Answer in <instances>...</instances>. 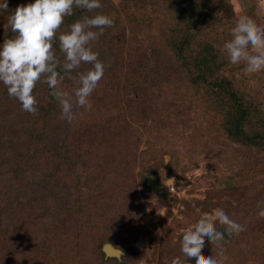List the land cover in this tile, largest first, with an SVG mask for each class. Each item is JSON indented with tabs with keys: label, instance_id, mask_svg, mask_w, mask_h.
Wrapping results in <instances>:
<instances>
[{
	"label": "rangeland",
	"instance_id": "obj_1",
	"mask_svg": "<svg viewBox=\"0 0 264 264\" xmlns=\"http://www.w3.org/2000/svg\"><path fill=\"white\" fill-rule=\"evenodd\" d=\"M193 1L197 20L189 23L173 0H101L95 11L113 24L90 43L104 74L90 106L75 108L71 123L52 114L75 132L66 144L82 156L75 171L85 188H99L85 194L84 203L62 205L60 221L52 224L47 204L61 199L56 181L49 178L51 186L35 195L39 167L28 164L23 172L12 149L8 158L0 155V246L10 251L7 264H165L181 259L180 239L217 208L245 226L222 242L223 264H264V217L257 215V201H264V146L235 140L225 125L242 107L250 113L243 122L247 135L264 132V70L246 74L219 52L239 19L264 27V0ZM27 2L7 0L8 11ZM6 15L0 13L3 24ZM53 49L62 59L56 42ZM66 80L60 85L71 91L74 81ZM43 88L38 97L49 103L50 90ZM0 110L1 121L14 118L7 106ZM2 134L0 143L15 140ZM21 135L26 145L28 134ZM37 154L43 160L51 155ZM149 173L159 189L148 187ZM105 243L123 257L106 256ZM218 253L205 240L201 258L220 259Z\"/></svg>",
	"mask_w": 264,
	"mask_h": 264
},
{
	"label": "clouds",
	"instance_id": "obj_2",
	"mask_svg": "<svg viewBox=\"0 0 264 264\" xmlns=\"http://www.w3.org/2000/svg\"><path fill=\"white\" fill-rule=\"evenodd\" d=\"M101 7V0H30L9 12L7 0H0V13H7L3 27L12 33L0 41V84L19 102L23 111H37L33 89L38 81L48 86L61 118L69 123L75 108L90 106L89 97L105 70L90 42L96 41L104 29L113 24L109 15L95 11ZM74 9H82L90 15H81L61 29L65 18L73 16ZM229 35L230 43L219 49L227 64L243 66L246 74L264 70V27L241 18L233 24ZM54 42L62 59L54 53ZM82 65L89 67L80 70ZM66 77L74 81L71 91L59 87ZM261 205L264 201H257V215L264 217ZM216 224L223 225V231L217 229ZM244 228L223 208H217L211 217L205 215L189 227L180 239L181 259L165 260V264H185L186 261L223 264L222 242ZM205 240L217 247L220 259L201 258ZM105 246L111 249L109 258L119 261L123 257L119 247Z\"/></svg>",
	"mask_w": 264,
	"mask_h": 264
},
{
	"label": "trees",
	"instance_id": "obj_3",
	"mask_svg": "<svg viewBox=\"0 0 264 264\" xmlns=\"http://www.w3.org/2000/svg\"><path fill=\"white\" fill-rule=\"evenodd\" d=\"M173 2H175L179 6L183 5L184 14L187 16L189 23H194L195 20H197L195 16L197 6L195 5L193 0H173ZM84 14L88 15V13H86L84 10H80L77 12V14H75L74 17L71 18L70 21ZM3 20L4 17L2 18V16H0V41H2L6 36L12 35L10 31H5L3 27L4 24L1 23L3 22ZM70 81L71 80L67 78L64 85L66 83L70 84ZM43 85L47 88V90H49L46 84L40 83L39 81L36 83L33 89V95L37 100V111L35 113H29L23 111L20 107L19 102L15 98L10 97L7 94L5 86L3 84H0V105L2 104L4 106H7V108L10 110V115L12 112L14 116V118H10L9 120L1 121L0 110V138L1 136H4L2 134L4 131H6V136L11 135L13 138H15V140H10L8 142L3 139V141L6 143H0V155L5 158H8L6 152H11L10 150L12 149L14 153L10 156L11 158L18 159L17 162L21 166L23 172L28 171V169L26 168V165L28 164H32L34 168L39 167L40 171L43 173L45 171V175L41 173L43 177L35 182L33 189L31 185L26 187L32 189V192L33 194L35 193V195L40 194V190H42V188L46 187L44 189L46 190L49 186H51V183L48 180L49 178H52L54 181H56L55 185L58 186V188L60 189L61 199L59 201V198L57 197V199L54 200V204H47L48 209H50L54 214V216H48V222L55 224V222L58 223L60 221L59 219L58 221H56V217L59 212H62V205L63 207L67 208V206H73V204L76 203L79 204L80 201L84 203V200L81 199H85V194L92 193V191L94 192L95 187L99 188V185L94 184L93 189H91L90 187L85 188L86 183L80 179V176L75 171L76 164L81 163L82 156L75 154L76 152L74 153L73 147L68 145L70 147L69 149L66 144V141H68L69 138L72 137V133L74 134L75 132L74 130H72V128L62 127L60 125V121L55 118L54 115H52L53 113L57 114L60 111L56 101L53 97L50 96V94L48 97V100H50L49 103L43 101L44 99L41 97L40 94L39 97H41V101L39 100L38 93L40 92L39 90L41 89V87L44 91ZM59 87L63 88V86L60 84ZM232 96H234L233 93ZM10 98L13 102L10 100ZM19 108L21 110H19ZM249 114L250 113H248L247 109H243L242 107L239 108L238 114L236 116L237 118L233 117L232 120H229V123L225 124L226 128L229 133L233 136V138H235V140H244L253 144L264 146V132L253 130V135L248 136L246 131L244 130L243 122L248 121ZM21 131L24 134L26 132L28 134V140L26 145L18 141L19 138L22 137V135L18 136ZM256 137L259 138L260 142H258ZM37 149L47 150L51 153V158L46 157L48 159L43 160L41 158L42 156L39 157V155L37 154ZM121 171L122 170H119L118 174ZM90 175L91 177H95L96 174ZM2 189L3 186H0V194L5 193V191H2ZM44 199L47 201L46 194ZM27 202L31 203V198L26 201V204ZM86 202H88V200ZM60 203L61 208L59 210L58 205ZM3 220L4 222L8 221L7 218H4ZM6 237L7 236H5V238ZM1 239H3L2 234H0V240ZM9 254L10 251L9 249H7V247L0 246V264H7ZM38 254V252L30 253V255L35 256V258H37ZM20 260L25 261V257Z\"/></svg>",
	"mask_w": 264,
	"mask_h": 264
},
{
	"label": "water",
	"instance_id": "obj_4",
	"mask_svg": "<svg viewBox=\"0 0 264 264\" xmlns=\"http://www.w3.org/2000/svg\"><path fill=\"white\" fill-rule=\"evenodd\" d=\"M146 182H147L148 187H153V188H156V189H159L160 188V186L156 183L154 176L152 174H150V173L146 175ZM107 244H109V243H105L102 246V251L104 252V254L106 256H109L110 257L111 254H112V252H111V249L110 248H108L107 246H105Z\"/></svg>",
	"mask_w": 264,
	"mask_h": 264
}]
</instances>
